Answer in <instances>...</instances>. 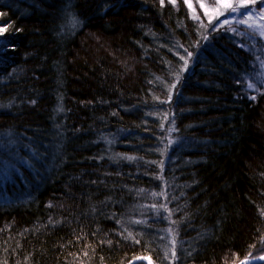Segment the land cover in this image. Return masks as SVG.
<instances>
[{
    "label": "trees",
    "instance_id": "obj_1",
    "mask_svg": "<svg viewBox=\"0 0 264 264\" xmlns=\"http://www.w3.org/2000/svg\"><path fill=\"white\" fill-rule=\"evenodd\" d=\"M209 31L182 2L0 0V264L264 255V93Z\"/></svg>",
    "mask_w": 264,
    "mask_h": 264
},
{
    "label": "rangeland",
    "instance_id": "obj_2",
    "mask_svg": "<svg viewBox=\"0 0 264 264\" xmlns=\"http://www.w3.org/2000/svg\"><path fill=\"white\" fill-rule=\"evenodd\" d=\"M167 3L168 0H165ZM182 2L187 10L189 11L193 19V10L190 9L183 0H177V6ZM238 0H233L236 4ZM193 8L195 9L196 15L199 16V20L194 19L200 25L205 26L209 29L210 33L214 32H227L233 36L235 41L244 49L251 52L253 56V72L250 76L246 77L247 91L254 97H258L264 93V37L260 36L259 33L264 31V20L260 19V12L264 9V5L260 3V0L255 5H248L249 8L254 9L253 20L249 21L250 24H254L257 27L249 28L247 24H241L239 21L241 19H247L246 16H242L240 13L244 12L245 9H240V12L225 11L223 15L213 17L211 23H209V18L204 13V9L200 7L203 3L206 6H211L213 0H191ZM228 20V24H224L221 27L223 21ZM249 84L254 85V87H248ZM16 159V157H13ZM4 163V164H3ZM16 166V163L3 161L0 163V185L4 181V176H2V168L9 170Z\"/></svg>",
    "mask_w": 264,
    "mask_h": 264
},
{
    "label": "snow or ice",
    "instance_id": "obj_3",
    "mask_svg": "<svg viewBox=\"0 0 264 264\" xmlns=\"http://www.w3.org/2000/svg\"><path fill=\"white\" fill-rule=\"evenodd\" d=\"M168 2L170 4H172L173 6H175L177 4V0H168ZM183 2L185 4H187V6L193 10V19L199 20V16L196 15L195 13V9L193 8V5L191 3V0H183ZM258 2V0H238V2L236 4L233 3V0H213V3L211 6H206L205 4L201 3L200 7L204 9V13L205 15L208 16L209 18V23H211L213 17H219L221 15L224 14L225 11H231V12H240V9H245L244 12H241L240 14L242 16H246L247 19H241L239 21V23L241 24H247L249 28H255L257 27L254 24H250L249 21L253 20V12L254 9L249 8L248 5H255ZM164 0H161V4L163 5ZM260 3L262 5H264V0H260ZM260 19L264 20V9L261 10L260 12ZM229 21L225 20L222 22L221 27L224 24H228ZM264 27V26H261ZM260 36L264 37V31L259 33ZM191 55V54H189ZM248 87L252 88L254 87V85L249 84ZM252 99H255V97L253 96ZM153 207H155V205H153ZM163 207V206H162ZM136 223H142V221H136ZM137 243H139V241H136ZM262 243H264V237H262ZM174 244V241H173ZM254 247V246H253ZM175 251L173 250L172 252V256L173 258H175ZM251 256V254H249ZM137 259H146L148 260V264H152L151 259L149 257H138ZM252 259H258V260H262L264 261V255H260L257 257H252ZM240 264H250L249 260H243L240 262Z\"/></svg>",
    "mask_w": 264,
    "mask_h": 264
},
{
    "label": "water",
    "instance_id": "obj_4",
    "mask_svg": "<svg viewBox=\"0 0 264 264\" xmlns=\"http://www.w3.org/2000/svg\"><path fill=\"white\" fill-rule=\"evenodd\" d=\"M249 261H250V264H262V263H264V261L258 260V259H251ZM139 263L148 264V260H146V259H136V260L132 261L130 264H139ZM152 264H153V262H152Z\"/></svg>",
    "mask_w": 264,
    "mask_h": 264
}]
</instances>
